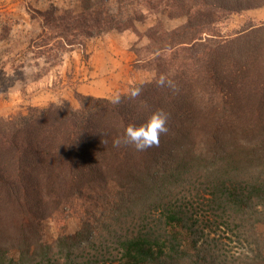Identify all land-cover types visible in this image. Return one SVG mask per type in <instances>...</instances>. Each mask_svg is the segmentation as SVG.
I'll return each instance as SVG.
<instances>
[{
    "label": "trees",
    "instance_id": "1",
    "mask_svg": "<svg viewBox=\"0 0 264 264\" xmlns=\"http://www.w3.org/2000/svg\"><path fill=\"white\" fill-rule=\"evenodd\" d=\"M84 3L81 13L40 12L39 54L133 31L148 41L136 64L154 78L119 103L77 95V108L0 117V264H264V23L224 32L264 0H149L186 22L144 34L138 15ZM162 75L174 87L160 86ZM158 110L168 114L158 144L116 145ZM76 216L75 235L46 241L45 218Z\"/></svg>",
    "mask_w": 264,
    "mask_h": 264
},
{
    "label": "rangeland",
    "instance_id": "2",
    "mask_svg": "<svg viewBox=\"0 0 264 264\" xmlns=\"http://www.w3.org/2000/svg\"><path fill=\"white\" fill-rule=\"evenodd\" d=\"M85 1L0 0V117L27 114L30 107L45 108L63 101L77 108V95L95 97L82 94V91L93 90L97 91V95L106 96L95 98L114 99L128 94L136 84L152 81L154 74L138 68L134 53V49L144 47L148 41L133 31H114L95 37L87 41L85 49L77 45L67 53L55 52L53 56L39 54L41 51L36 46L45 34L40 12L56 8L60 15L66 11L81 13ZM90 1L94 6L105 3L119 19H134L138 15L141 20H136L135 26L143 34L158 22L164 23L168 30L186 22L185 18L169 19L164 7L150 9L146 6L149 0ZM252 17L253 10L234 16L225 24L224 32L240 31L250 22L257 25L264 23V20ZM262 17L264 19V15ZM62 222L45 218L43 230L47 242L64 234L73 236L81 229L77 216L66 220L65 225ZM261 231L264 232V227ZM226 241L236 255L250 254L248 248L238 246L234 240Z\"/></svg>",
    "mask_w": 264,
    "mask_h": 264
},
{
    "label": "clouds",
    "instance_id": "3",
    "mask_svg": "<svg viewBox=\"0 0 264 264\" xmlns=\"http://www.w3.org/2000/svg\"><path fill=\"white\" fill-rule=\"evenodd\" d=\"M158 84L160 86L174 87L173 82L168 80L166 76H161ZM139 89L133 90L131 95L133 97L139 95ZM120 97L117 96L114 103H119ZM168 114L163 110L153 112L146 122L137 126L136 124H129L125 130L122 138L116 141V145L121 143L132 145L138 151H143L159 143V138L162 134L167 133Z\"/></svg>",
    "mask_w": 264,
    "mask_h": 264
},
{
    "label": "crops",
    "instance_id": "4",
    "mask_svg": "<svg viewBox=\"0 0 264 264\" xmlns=\"http://www.w3.org/2000/svg\"><path fill=\"white\" fill-rule=\"evenodd\" d=\"M255 12H257V17L255 18ZM264 15V8L263 9H260V10H253V19L254 20H259V21H263V16ZM99 55V54H98ZM96 57H94L93 59H95ZM106 69V67H105ZM82 94H85V95H92V96H95V97H106L105 94L104 95H97V91H93L92 92H83L82 91Z\"/></svg>",
    "mask_w": 264,
    "mask_h": 264
}]
</instances>
